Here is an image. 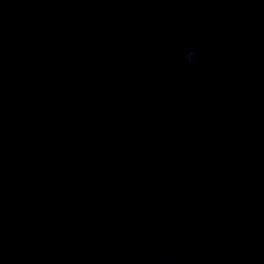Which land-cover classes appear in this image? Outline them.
<instances>
[{"label": "clouds", "instance_id": "obj_1", "mask_svg": "<svg viewBox=\"0 0 264 264\" xmlns=\"http://www.w3.org/2000/svg\"><path fill=\"white\" fill-rule=\"evenodd\" d=\"M184 59L187 62V64L193 66V67H199L200 66V58L196 53L195 49H188L186 50L184 54Z\"/></svg>", "mask_w": 264, "mask_h": 264}]
</instances>
